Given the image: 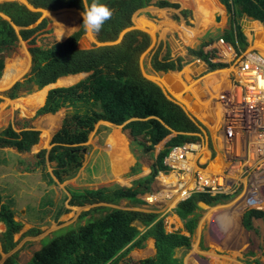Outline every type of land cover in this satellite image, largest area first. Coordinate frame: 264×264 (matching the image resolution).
Returning a JSON list of instances; mask_svg holds the SVG:
<instances>
[{"label":"trees","instance_id":"trees-1","mask_svg":"<svg viewBox=\"0 0 264 264\" xmlns=\"http://www.w3.org/2000/svg\"><path fill=\"white\" fill-rule=\"evenodd\" d=\"M184 4H187L185 0ZM31 8L16 2L0 3V53L15 45L18 39L27 45L30 66L28 73L21 81L15 82L6 92L5 97L15 99L18 92L26 94L32 88L39 90L53 83L60 77L87 74L73 85L48 90L36 115L53 114L59 109L68 108L71 112L65 115L59 128L51 135L49 149L35 154V167H42L44 162L53 164L51 176L56 182L72 177L82 162L81 148L86 142L88 133L99 121L119 126L128 131L132 143L142 152L153 149L170 133V138L161 149L147 176L133 181L129 188L112 185L97 190L72 191L69 193L70 206L97 205L81 212L78 219H85L82 225H76L65 233L52 237L31 254L24 264H124L121 260L133 249H141L146 239L152 240L154 254L136 262V264H182L174 257L177 249H187L189 239L178 233H164L161 221L151 213L134 210L111 208L120 201L139 204L137 195L142 194L157 171L163 169L162 159L167 148L191 140L186 134L198 130L185 116L181 109L167 100L159 88L145 79L139 70L138 57L148 47L149 37L138 30L129 29L131 16L145 8L150 0H99L113 12L110 20L101 31L93 34L101 45L88 49L76 48V41L81 30L74 32L62 42L54 43L47 48L34 44L35 36L45 29L47 21L40 19L39 10L58 11L75 9L83 12L92 0H25ZM222 6L228 24V30L219 36L226 42L233 43V34L244 46L243 36L238 32L237 21L241 16L258 21L264 28V0H217ZM191 5L196 6L190 0ZM158 8L176 9L177 5L160 0ZM185 17L186 11H180ZM176 19V18H175ZM16 28V30H15ZM121 35V36H120ZM120 36L117 43H114ZM208 38L201 42L196 50L189 49L188 54L204 58L200 48L214 40ZM236 39V40H237ZM153 71L166 72L178 70L179 60L175 62L167 57L157 60L155 55L150 60ZM3 68L0 55V74ZM215 67L210 66V69ZM67 78V77H66ZM59 79L58 84H61ZM65 83V82H64ZM63 83V84H64ZM3 85V76L0 87ZM141 137L143 141H138ZM38 140V132L31 129L15 132L10 126L0 130V148H13L17 153L28 152ZM120 159V156H117ZM137 163L129 169L136 172ZM221 198H209L206 195L194 194L175 207V214L183 221V228L191 234L194 219L189 217L196 208V202L205 205L215 204ZM97 214V216H93ZM13 211L8 204L1 203L0 252L8 254L13 250V236L21 225L13 219ZM249 218H260L264 224V213L248 211L241 217L245 229H250ZM133 224L142 227L139 231ZM29 230L26 234L31 233ZM264 256V232L261 244ZM1 264H16L15 253L7 256ZM255 264H259L255 262Z\"/></svg>","mask_w":264,"mask_h":264},{"label":"rangeland","instance_id":"rangeland-1","mask_svg":"<svg viewBox=\"0 0 264 264\" xmlns=\"http://www.w3.org/2000/svg\"><path fill=\"white\" fill-rule=\"evenodd\" d=\"M11 1L16 3L18 2L24 6H28L25 0H0V3L11 2ZM157 1L158 0H151L149 6H152ZM168 1H170V3L172 4H176L177 9L160 8L157 9L156 11L154 10V8H150L147 5L144 10L136 11L132 15L131 27L129 29H136L138 31L147 34L149 37L148 47L138 57V65L141 75L145 79L153 82L154 84H158L163 90L167 92L168 94L167 96L172 101L177 102L178 100L176 98H179L178 97L179 92L178 91L176 92L175 89L178 84H181L179 83L180 76H183L184 79L182 80L184 83L188 82L189 84L188 90L186 88L185 89L183 88V91L185 90L186 92H190L191 94H194L200 89L202 91L203 90L206 91L204 88L209 87V84L202 82L199 87L194 88L192 84L195 85V83L198 82L199 79L190 82L189 78H187V75H185L186 73L184 74V72L187 71L186 66H184V61H191L189 58H192L191 55L188 54L187 50L189 49L196 50L201 42H205L208 38H214L216 36H219L221 29L223 30L226 28V30H228V25L224 10L223 12L221 11V5H219L216 0H197L196 6L190 4H188L187 6L181 0H168ZM194 1L195 0H192L193 3ZM61 11H63V13L65 14L67 13L71 14L72 17L74 15V17L71 19L70 26L66 28V30L64 31V37H61L60 39L56 36V34L53 31L47 13L57 14L58 12ZM180 11L187 12L185 17H183L180 14ZM39 12H40L39 20L45 19L47 21L45 29L39 32L34 38V44L40 48H47L54 43L62 42L68 36H70L74 32H77L78 30H81V34L79 35L76 41V46L78 48L88 49L91 48L92 46L98 47L101 45H106L96 42L93 34L86 32L84 30L82 26V22H83L81 16L82 12L80 11H77L75 9H62L54 12L52 11L49 12L46 10H40ZM219 13H220V20L218 23H214L212 21L211 15L219 14ZM193 14L195 18L194 21H193ZM143 18H145L146 20H144ZM143 20L150 23L153 26V28H155L154 29L155 31L152 32L150 31L149 28L145 27L147 26V23H145L144 25L145 28H140L139 27L140 22H143ZM242 20L247 21V19L245 18ZM160 21L161 23L158 25ZM164 21L167 22L166 25L168 28L164 26L165 25ZM237 23L238 24L241 23V18L238 19ZM181 27H185V28H181ZM186 28H191V29H186ZM163 30H165V32ZM120 36H118V38L116 39V41H114V43H117ZM174 38L177 40V42L175 41V43L181 44V47L183 49L181 53H176L175 52L176 49L174 50V52L172 51ZM237 41L240 45H243L240 42V40L237 39ZM0 55L2 56V63H3V68H2L3 72L1 71V74L3 76V85L0 87V130H2L6 126H10L11 129L15 132H18L23 129H32L38 132V141L35 145L31 146L28 152L22 153L18 155V157L16 158L15 157L11 158L12 162L14 163L16 162V169H17L16 171L18 172L17 174L12 175V173H14L13 172L14 170H11L13 167H9L6 163L4 164L2 169L0 168V173L2 172L6 175V176L4 175L2 179H0L1 203L8 204L12 208L15 220L21 224L20 232L13 236V241L15 242L13 251L12 252L10 251L8 254H2L0 252V264L7 256H9L12 253H15L16 264H24L26 261L29 260L31 254L37 251L41 246L45 245L49 241V239L65 233L70 228H73L74 226L79 225L82 222V220L78 221V219L75 218V221L71 223V226L57 229V231L54 229L55 224L54 226L51 225V222L53 223L55 222V215H53V212L56 213L57 207L60 206L59 203H62L63 201L62 199L64 198L63 196L64 194L62 193L64 191L62 190L65 191H67L68 189L75 190L78 189L79 187L83 188V186L85 185L86 187H94V186H98L100 184L99 183L100 181H105V184L108 187L111 186L112 184H117L118 186L129 188L132 186L133 181L148 175L149 168L152 165L157 153L161 149H163L165 143L170 139L171 136H166L163 140H161L158 144H156L152 150L144 153L139 148H136V146L132 143V138H130L128 131L125 128H123L122 125L114 126L111 124H106L104 122L98 123L97 125H95L93 130L88 135L87 144L84 145L83 151L81 149L82 163L81 166L74 173V175L62 181L61 183H57V184L48 183L44 176L45 174H50L53 164L45 162L42 167L39 168L34 167V162L36 161L34 156L35 154H37V152H39L42 149L45 151L49 149L50 136L59 128L62 118L65 115L69 114L71 110L68 108H62L53 114H41V115L35 114L36 110L41 106L43 97L49 87L48 88L44 87L40 90H35L34 88H32V90L27 94L23 90H21V92H18V96L15 99H8L7 97H5L4 93L6 92V90L14 82L21 81L22 77L27 74L30 66V60H29V55L27 53V45L25 42L21 41L20 39L17 40V42L13 47L7 50H3L0 53ZM154 55L157 60L167 57V59H171L174 61L176 58L178 59L180 58L179 64L182 67L184 66L183 68L181 67L180 69L181 72H183V74L180 71L179 72L181 73V75L177 74L179 76V78L177 79L178 82H174V81L172 82V80H167L170 81V83H172L173 86H169L170 83L169 84L167 83L166 84L167 86L158 83V81H160L158 80L160 77L165 75L169 76L170 72H167L165 75H162V73L160 72L157 73L152 72L150 68V60ZM16 70L20 72V75L11 84L7 81V77L9 76V73L11 72L14 73ZM171 73H175V72H171ZM86 75L87 74H83V73L76 74L75 75L76 78L72 80L70 83H66V84L63 83L58 84V80H57L51 85L50 88L67 87L73 85L76 82L84 79ZM174 83H176L175 86ZM202 86L204 87L202 88ZM167 88L170 90V93ZM173 90L174 92L172 93ZM41 94H43L42 97ZM169 94H172L174 97L169 96ZM185 96L181 98L182 103H183V99L186 100ZM189 109L191 110V107H189ZM42 132H43V136L45 137L42 136ZM45 133H47V135H45ZM109 137L110 140L112 139V141L114 142L113 148L109 146L108 148L106 145ZM137 140L143 141L141 137H138ZM117 146L118 148H116ZM107 150H109V153L107 152ZM118 152L120 159L116 157V154ZM1 153L2 152L0 151V159L2 156ZM97 153H102L103 155L100 154L99 155L104 159L108 154H109L108 156H110L112 160L113 158L116 159L115 163H117L118 168H116V166H114V163H112L111 166L113 170L111 175L107 173V170L104 171L102 169V164L100 160L94 159L97 156L96 155ZM17 160L18 161L20 160L21 164H18ZM135 163H137L136 172L130 173L129 169L132 168L135 165ZM91 165H92V169L90 170L88 168ZM40 168H42L44 173H42ZM82 169L84 170L82 171ZM80 173H82V176L79 175ZM14 175L15 177L18 178L16 184L14 183L15 180ZM24 184L28 186L26 187L27 189H30L32 192H34L36 199L34 198V203L32 202L33 204H30L27 201L28 207L25 208V210L23 209L24 210L23 211L22 206L25 205V202L24 199L20 198L21 196H19L18 192L23 188H25ZM77 185L79 186L78 188H76ZM58 187L60 189H58ZM46 189L48 191H46ZM59 190H61L62 192H60ZM142 195L143 194H139L136 196V198L140 200V197ZM205 206L209 208L203 210V212L201 213L203 216L207 214L206 216L208 218L207 219L203 218L202 220L203 225H201L200 229L198 230L200 236H198L197 238H195L194 235L191 236L189 249L187 250L177 249L174 251V256L180 259L181 261L186 257L185 264H203V262L201 263L198 262L197 260L196 262L192 261V259H194L192 257L194 256L193 255L194 253H188V251L196 250L197 252L198 250L200 251L203 250L208 252L210 250L212 253L215 252L221 254L222 253L227 254L229 252V251L223 252L222 250L224 248L222 249L218 246H215L214 244L208 243L210 238L212 239V234L211 231L207 229H209L210 225L217 224V223L211 224V222L209 221H211L213 218L214 219L216 218L217 216L216 213L226 209L225 205L219 203V204H211ZM82 207L84 208V211L89 208L88 205H84ZM108 207L111 208L117 207L119 209L134 210V211H142L145 209V207H143L142 204L134 205L129 203L128 201H120L118 205L108 206ZM222 207L224 209H222ZM215 208H217V211L212 210ZM234 213H236L234 223L235 225L236 224L238 225V221L241 219L244 213L239 212V210L236 211V209ZM70 216L72 215L67 214V216L62 218L61 221L62 222L67 221ZM93 216L95 217L97 216V214ZM222 219L223 217L220 220ZM260 222L261 220L259 218L257 219L253 218V225L251 224V229L247 234L248 239L241 247V250H243V253L241 255V258L243 259L242 260L243 264L245 263L255 264L254 261L255 262L257 261L259 264H264V257L260 253L261 243L258 236L260 233L259 230L261 225ZM179 223H180V227L182 228V222L180 221ZM207 224L208 226H206ZM224 224L226 226V230H224L226 231L225 232L226 234L228 233L227 231H229V228L231 231L234 230L235 225H232V222H229L227 220L224 221ZM136 226L138 229H142L141 226L139 225ZM227 226L229 228H227ZM29 230H32V232L26 234ZM2 231L3 228L0 225V233ZM211 252H209L208 255H210ZM152 254H153V248L151 243H146L145 241L141 249L131 250L125 257V259L121 260V262H123L124 264H136V262H138L139 260L151 257ZM221 259L223 258L212 257L211 262L212 264H219L218 260Z\"/></svg>","mask_w":264,"mask_h":264},{"label":"built area","instance_id":"built-area-1","mask_svg":"<svg viewBox=\"0 0 264 264\" xmlns=\"http://www.w3.org/2000/svg\"><path fill=\"white\" fill-rule=\"evenodd\" d=\"M201 51L206 64L227 72L225 81L199 94L208 96L201 110H190L189 100L187 113L198 131L192 140L167 149L165 169L140 197L142 211L155 214L167 234L180 228L175 206L194 194L229 199L223 205L235 201L241 213L264 208V55L259 48L240 50L221 38ZM205 63L191 60V75L199 76ZM223 219L209 221L217 223L208 229L212 235L216 230L215 238L226 232Z\"/></svg>","mask_w":264,"mask_h":264},{"label":"crops","instance_id":"crops-1","mask_svg":"<svg viewBox=\"0 0 264 264\" xmlns=\"http://www.w3.org/2000/svg\"><path fill=\"white\" fill-rule=\"evenodd\" d=\"M158 1H160V0H158ZM157 1V2H158ZM186 2H187V6H188V4H190L191 5V3H190V0H185ZM150 2H151V0H150ZM150 2H149V4H148V7H150V8H154V10H156L157 11V9H160V8H158V7H156L155 5H156V2L152 5V6H149L150 5ZM167 2H169L170 3V1H168L167 0ZM196 2H197V0H196ZM18 3V2H17ZM20 4V3H19ZM28 9H30L28 6H26ZM156 7V8H155ZM145 8H143V9H140V10H144ZM177 9V8H176ZM31 10V9H30ZM40 11V10H39ZM139 11V10H138ZM221 11L223 12V8L221 7ZM50 12V11H49ZM197 12V11H196ZM193 13V12H192ZM214 15H218V17H219V20H220V13L219 14H213V15H211V17H212V21H213V16ZM0 17H2V18H4L2 15H0ZM132 17V16H131ZM144 20H146L145 18H143ZM194 14H193V21H194ZM143 20V21H144ZM219 20H218V22H219ZM162 21V20H161ZM161 21L159 22V24L161 23ZM210 21V20H209ZM227 21V20H226ZM130 22H131V19H130ZM145 23H147V28H149L150 29V27H153L150 23H148V22H146V21H144ZM217 22V23H218ZM228 25V24H227ZM237 26L239 27V29H242L243 30V28H241V26H240V24H238L237 23ZM131 27V26H130ZM15 30H16V28H15ZM136 30V29H135ZM226 30V28L225 29H221L220 31V34L223 32V31H225ZM244 31V30H243ZM239 33L243 36V40H244V45H246V43L248 42V41H250L251 40V45H254V41L256 40V38H255V36L252 34V33H250V34H248L247 33V35H246V33H244V34H242L241 33V31H239ZM219 34V35H220ZM147 35V34H146ZM148 36V35H147ZM233 43L234 44H238V41L236 40L237 38L235 37V35L233 34ZM173 41H176L177 42V40H175V39H173ZM229 43V42H228ZM233 43H232V45H233ZM176 43L174 42L173 43V48H175L176 49V45H175ZM229 44H231V43H229ZM257 45V44H256ZM255 45V46H256ZM247 46V45H246ZM26 61V60H25ZM27 64H28V62H27ZM186 69H187V67H186ZM4 70V69H3ZM181 71V70H180ZM3 72V71H2ZM185 73H187V74H185ZM177 74H179V73H177ZM182 74H183V72H182ZM184 74L185 75H187V78H188V75L189 74H191V73H189V71L187 70V71H185L184 72ZM227 74V73H226ZM214 75V74H213ZM213 75H212V78H213ZM1 76H2V74H1ZM1 76H0V78H1ZM225 76L226 75H224L223 77L221 76V78L219 79V81L220 82H224V78H225ZM186 77V76H185ZM203 77H205V76H202L201 78H203ZM208 77L209 76H207V78L206 79H208ZM190 78H192L191 76H190ZM200 78V79H201ZM182 79H184L183 78V76H181L180 78H179V80L181 81V86H183L185 83L183 82V80ZM195 80H197V79H195ZM213 81H215V80H212L211 81V83L213 82ZM203 82L204 83H207V82H205V80H204V78H203ZM183 83V84H182ZM187 85H188V83H186ZM208 84H210V81L208 82ZM12 86V85H11ZM10 86V87H11ZM192 86L194 87V85L192 84ZM9 87V88H10ZM184 87V86H183ZM8 88V89H9ZM7 89V90H8ZM6 90V91H7ZM202 91V90H201ZM39 92V91H38ZM5 94V93H4ZM184 97V96H183ZM195 98V97H194ZM195 101V100H194ZM204 102V101H203ZM184 103V102H183ZM101 122H103V121H99V122H97V123H95L94 125H93V128L95 127V125H97L98 123H101ZM104 123H106V124H109V123H107V122H104ZM112 125V124H111ZM214 126V124H212L211 125V127H213ZM93 128H92V130H93ZM23 130H25V129H23ZM32 130V129H31ZM91 130V131H92ZM34 131V130H33ZM90 131V132H91ZM90 132L88 133V135L90 134ZM88 135H87V139H86V142L82 145V151H83V147H84V145H86L87 144V140H88ZM42 136H43V132H42ZM43 137H45V136H43ZM38 141V140H37ZM106 145H107V147L109 146V147H111V148H113L114 147V142L112 141V139L110 140V137L108 138V140H107V143H106ZM108 147V148H109ZM116 148H118V146L116 147ZM115 149V148H114ZM117 150V149H116ZM120 150V149H119ZM0 151L2 152L1 154H2V156H1V159H0V168L2 169V167L4 166V164L6 163L9 167H13L11 170H14L13 172L14 173H12V175L13 174H17L18 172L16 171L17 169H16V162L14 163V162H12L11 161V158L12 157H18V155H20V154H22V153H17L13 148H0ZM82 151H81V154H82ZM107 152L109 153V150H107ZM103 155L102 153H97L96 155V157L94 158V159H98V160H100V162H101V164H102V169L105 171V170H107V173H109L110 175L112 174V163H114V166H116V168H118V166H117V163H115V158H113V160L110 158V156H108V155H106V157H105V159L104 158H102L100 155ZM118 154H119V152L116 154V157L118 156ZM20 158V157H19ZM46 162V161H45ZM44 162V163H45ZM17 163L18 164H21V161L19 160H17ZM48 163V162H47ZM82 163V162H81ZM128 163H129V161H128ZM81 166V165H80ZM35 167V166H34ZM37 168H39V167H37ZM122 168V167H121ZM41 169V171H42V173H44V171L42 170V168H40ZM88 169H92V165L91 166H89V168ZM84 169H82V171H83ZM4 173H0V179H2L3 177H4ZM79 175H81L82 176V173H80ZM6 176V175H5ZM45 178H46V181L48 182V183H58V182H56V180L51 176V173L50 174H45V176H44ZM14 178H15V180H14V183L16 184L17 183V180H18V178L17 177H15V175H14ZM100 184L98 185V186H94V187H86V185L85 186H83V188L82 187H79L78 185H77V187L76 188H78V189H75V190H71V189H68L67 191H65V190H62V191H64V192H62L61 190H59L60 192H62L64 195V198L61 200L62 201V203H59V207H57V209H56V213H54L53 212V215H55V222L53 223V222H51V225H53L54 226V224H55V227H54V229L57 231V229H61V228H65V227H68V226H71V223L73 222V221H75V218L76 219H78V216L80 215V213H81V211L82 212H84V208L82 207H76V206H70L69 204H68V201H69V199H70V196H69V193L70 192H72V191H83V190H97V189H101V188H106V187H108L106 184H105V181H100L99 182ZM56 184H55V186H56ZM23 185V184H22ZM25 185V184H24ZM112 185H117V184H112ZM111 185V186H112ZM118 186V185H117ZM26 187H28L27 185H25V188H23L22 190H20L18 193H19V196H21L20 198L21 199H24V202H25V207L24 206H22V210L24 209L25 210V208H27L28 207V204H27V201H28V203H30V204H33L34 203V198L36 199V197H35V194H34V192H32L30 189H27ZM110 187V186H109ZM119 187H121V186H119ZM58 189H60L59 187H58ZM46 191H48L47 189H46ZM46 191H44V192H46ZM38 197V196H37ZM56 197V196H55ZM56 199V198H55ZM224 201H226V200H224ZM33 202V203H32ZM35 202H36V200H35ZM232 202H235V201H232ZM232 202H229L228 204H226V206L225 207H227L226 209H224L221 213L223 214V215H221L220 217H218L219 219L218 220H220L222 217H226V221H227V219H228V221L230 222H232V224L234 223L233 222V219L236 217V213H234V210L229 206V208H228V206L227 205H229L230 203H232ZM219 203H222V201H219V202H217V203H215V204H219ZM100 205H103V204H97V205H92V206H89V208L88 209H90V208H92V207H95V206H100ZM9 206V205H8ZM30 207V206H29ZM9 208H10V210H12V208L9 206ZM117 208V207H116ZM209 207H206L205 205H203L201 202H196V208H195V210H194V212H193V214L192 215H190L189 217L191 218H193L194 220V227H193V230H192V232H191V234H188L185 230H184V228H183V221L182 220H180L178 217H177V215L175 214V212H174V215H175V218H176V220L177 221H181L182 222V228L180 227L179 228V226H178V231H176V232H173V233H178V234H180V235H183V236H185V237H188V239H189V244H190V238H191V236L192 235H194L195 236V238H197L198 236H200L199 235V233H198V230L200 229V226L201 225H203L202 223V220H203V218L204 219H207L208 217L205 215V216H203L202 215V213L201 212H203V210H205V209H208ZM223 208V207H222ZM233 208H235V207H233ZM75 209V210H74ZM87 209V210H88ZM216 209V208H215ZM23 210V211H24ZM87 210H85V211H87ZM174 210H175V208H174ZM212 210H214V209H212ZM13 211V210H12ZM22 211V212H23ZM207 212V211H206ZM210 212V211H209ZM24 213V212H23ZM200 213V214H199ZM14 214V213H13ZM67 214H71L72 216H70L69 218H68V220L67 221H65V222H62L61 221V219L62 218H64V217H66L67 216ZM199 216H198V215ZM89 216H86V217H84V219H81L82 220V222L79 224V225H82L83 223H84V221H85V219H87ZM49 218V217H48ZM238 218V217H237ZM13 219L15 220V217H14V215H13ZM255 219V218H254ZM16 221V220H15ZM78 221H80L79 219H78ZM220 221H222V220H220ZM17 222V221H16ZM58 223V224H57ZM249 223H250V226H251V224L253 225V218H249ZM260 228H259V230H260V233H259V239H260V243L262 244V237H263V232H264V225H263V223H262V221L260 222ZM1 225V224H0ZM21 225V224H20ZM238 225H239V227H238ZM238 225L236 224V227H235V229L236 230H230V228L227 226V228H229V231H227L228 233L226 234H224V233H218V234H220V235H223L222 236V238H214L213 236H212V239L210 238V240L208 241V243L209 244H214L215 246H218V247H220V248H224L222 251L223 252H226V251H229L227 254H225V253H215V252H211L210 250L208 251V252H206V251H200V250H198L197 252H196V250L195 251H188V253H194L193 255L194 256H192L194 259H192V261H194V262H196V260L198 261V262H203V264H212V262H211V259H212V257L213 258H223V259H221V260H218L219 261V264H243V262H242V258H241V255H242V253H243V250H241V247L244 245V243L246 242V240L248 239V236H247V234H248V232H249V230L251 229H245L244 227H243V225H242V221H241V219L238 221ZM2 226V225H1ZM206 226H208V224L206 225ZM2 228H3V226H2ZM209 228H211V227H209ZM207 229V228H206ZM21 230V229H20ZM140 231L142 230V229H139ZM208 230V229H207ZM215 230V229H214ZM20 232V231H19ZM254 233V232H253ZM250 238H251V236H250ZM146 241V243H151V245H152V240L150 239V238H148V239H146L145 240ZM144 241V242H145ZM217 241H220V242H217ZM218 243V244H217ZM261 244H260V253L262 254V250H261ZM149 245V244H148ZM153 248V247H152ZM187 249H189V246H188V248ZM187 249H183V250H187ZM192 250H193V248H192ZM209 252H211V254L210 255H208V253ZM187 253V254H188ZM153 254H154V250H153ZM153 254H152V256H153ZM211 255H212V257H211ZM151 256V257H152ZM263 256V255H262ZM175 257V256H174ZM264 257V256H263ZM177 258V257H176ZM211 258V259H210ZM185 259H186V257L181 261V263L182 264H185ZM204 259H206V260H204ZM257 262V261H256ZM254 263H255V261H254ZM246 264V263H245Z\"/></svg>","mask_w":264,"mask_h":264},{"label":"clouds","instance_id":"clouds-1","mask_svg":"<svg viewBox=\"0 0 264 264\" xmlns=\"http://www.w3.org/2000/svg\"><path fill=\"white\" fill-rule=\"evenodd\" d=\"M217 1V0H216ZM219 4V3H218ZM222 7V6H221ZM225 13V12H224ZM112 15H113V12H112V10L107 6V5H105V4H103V3H100L99 2V0H92V2H91V4L90 5H87L85 8H84V10H83V12L81 13V16H82V26H83V28H84V30L86 31V32H89V33H93V34H97V33H99L100 31H101V29H102V27H103V25L108 21V20H110L111 19V17H112ZM242 17V16H241ZM240 17V18H241ZM245 17V16H244ZM239 18V19H240ZM245 19H247V21H244L245 23H252V19L250 20V18H247V17H245ZM227 20V19H226ZM260 26L263 28V26L260 24ZM242 28V27H241ZM264 29V28H263ZM238 31H240L239 30V27H238ZM244 33H245V31H244ZM64 34L63 33H61L60 34V39H61V37L63 36ZM217 38H221L222 40H224L222 37H215V39L214 40H212L211 42H213V41H215ZM175 39V38H174ZM176 40V39H175ZM225 41V40H224ZM211 42H209V43H211ZM226 42V41H225ZM251 40L250 41H248L247 43H246V45H244L243 47H240L238 44H234L233 43V46H236L238 49H240V50H244L245 48H250V47H256L255 46V43H254V45H251ZM209 43H207V44H209ZM226 43H228V42H226ZM207 44H205V45H207ZM204 45V46H205ZM232 45V44H231ZM204 46H202L201 48H200V50L204 47ZM257 48V47H256ZM188 51V50H187ZM201 53H202V51H201ZM202 55H203V57H204V54L202 53ZM192 58H189L190 60H199L200 62L202 61V62H204L205 63V57L204 58H198V57H194V56H191ZM168 60H171V59H168ZM176 60H179V62H180V58L178 59V58H176L174 61L173 60H171V61H173V62H175ZM190 63V61H184V66H186L187 67V70L189 71V73L190 72H193L192 71V66H189L188 64ZM183 66V67H184ZM210 66H212V67H215V68H213V69H210ZM181 65H180V68L178 69V70H169V71H166V72H160V73H162V75H165L167 72H170V74H177V73H179L180 74V69H181ZM182 67V68H183ZM218 67H220L219 65L218 66H214V65H210V64H202V67H201V70H200V73H199V76H193V75H191V74H189L188 75V78H189V81L190 82H192V81H194L195 79H199V81L198 82H196L195 83V85H194V88H197V87H199L200 85H201V83L203 82V78H205L207 75H213V73L214 72H217V71H222V70H220V69H218ZM151 68V67H150ZM152 70V69H151ZM180 71V72H179ZM152 72H154V73H157V71H153L152 70ZM171 72H175V73H171ZM28 73V72H27ZM80 74V73H79ZM84 74V73H83ZM187 74V73H186ZM161 75V76H162ZM72 76V75H71ZM190 76L192 77V78H190ZM202 76H205V77H203V78H201ZM66 77V76H65ZM23 78V77H22ZM60 78H62V77H60ZM161 78V77H160ZM201 78V79H200ZM59 79V78H58ZM57 80V79H56ZM55 80V81H56ZM202 80V81H201ZM54 81V82H55ZM149 81V80H148ZM224 81H225V78H224ZM53 82V83H54ZM151 82V81H150ZM217 82H220L219 81V79H217V80H215L214 82H212L211 84H209V87H205L204 89L207 91V90H212L213 89V85L214 84H217ZM15 83V82H14ZM13 83V84H14ZM53 83H51V85L53 84ZM153 83V82H152ZM186 83H188V82H185V84L183 85L184 86V89L185 88H188V85L186 84ZM12 84V85H13ZM154 84V83H153ZM49 85V84H48ZM158 88H159V90L161 91V93L164 95V97L167 99V100H169L170 102H172V103H174L175 105H177L180 109H181V111L185 114V116L194 124V126L196 127V125H195V123H194V121L191 119V117L188 115V113H187V106H188V102H189V100H192V102L194 101V100H197V104H198V100H201V102H202V99H205V101H206V99L208 98V96L207 97H205L204 95H199V94H201V93H204L205 91L203 90V91H201V89L199 90V91H197V92H195L194 94H191L190 92H185V90L184 91H182L181 90V92L179 93V98H176L178 101L177 102H175V101H172L167 95V92L165 91V90H163L158 84H155ZM47 86V85H46ZM169 86H173V84L172 83H170V85ZM45 87V86H44ZM44 87H42V88H44ZM191 87V86H190ZM204 86H202V88H203ZM41 88V89H42ZM50 89H52V88H50ZM49 88H48V90H50ZM40 90V89H39ZM47 90V91H48ZM46 91V92H47ZM170 93V92H169ZM46 94V93H45ZM185 95H187V96H189V99H187L186 100V102H184V103H182V100L180 99V98H182L183 96H185ZM194 95L196 96L195 98H194ZM169 96H172L171 94H169ZM45 97V96H44ZM174 97V96H173ZM196 98H198V99H196ZM44 100V99H43ZM43 103V102H42ZM186 104V105H185ZM42 105V104H41ZM115 126V125H114ZM119 126H121V125H119ZM192 134H194V133H190V134H186V135H188V136H191L192 137ZM175 134L174 133H170L169 135H167V136H171L170 138H172L173 136H174ZM51 137V136H50ZM164 139V138H163ZM162 139V140H163ZM192 139H193V137H192ZM191 139V140H192ZM188 141V140H187ZM184 142H186V141H184ZM181 143H183V142H181ZM181 143H179V144H181ZM179 144H176V145H179ZM50 146V145H49ZM173 146V145H172ZM169 148V147H168ZM167 148V149H168ZM43 150V149H42ZM167 152V151H166ZM166 154V153H165ZM165 157V156H164ZM163 157V158H164ZM163 160V159H162ZM162 163V162H161ZM163 166V165H162ZM165 169V167L163 166V169H161V170H164ZM161 170H159V171H161ZM158 172V171H157ZM156 172V173H157ZM156 175V174H155ZM154 175V176H155ZM154 176H153V178H154ZM153 178H152V180H153ZM152 180L150 181V183H149V185L151 184V182H152ZM149 185L147 186V189L142 193V194H144V193H146L147 192V190H148V188H149ZM138 199V198H137ZM189 199V198H188ZM224 200H229V199H223V198H221L220 199V201H224ZM138 201H139V204H142V202L138 199ZM186 201V200H185ZM184 202V201H183ZM225 202V201H224ZM229 202H231V201H229ZM180 203H182V202H180ZM139 204H137V205H139ZM179 204V203H178ZM177 204V205H178ZM223 204V203H222ZM226 204H228V203H226ZM264 204V203H263ZM176 205V206H177ZM88 206H92V205H88ZM175 206V207H176ZM226 206V205H225ZM117 209H119V208H117ZM236 209V208H235ZM235 209H233L234 210V212H235ZM125 210V209H124ZM263 210H264V208H263ZM263 210L261 211V210H259L258 212H262V213H264L263 212ZM237 211V210H236ZM250 211H255V210H250ZM140 212H144V211H140ZM175 211H174V209H173V213H174ZM248 212V211H247ZM144 213H148V212H144ZM242 213H246V212H242ZM151 214H153V213H151ZM155 215V214H154ZM156 216V215H155ZM257 219V218H256ZM260 219V218H259ZM261 220V219H260ZM262 221V220H261ZM263 223V222H262ZM264 225V224H263ZM142 228V227H141ZM165 233V232H164Z\"/></svg>","mask_w":264,"mask_h":264},{"label":"bare ground","instance_id":"bare-ground-1","mask_svg":"<svg viewBox=\"0 0 264 264\" xmlns=\"http://www.w3.org/2000/svg\"><path fill=\"white\" fill-rule=\"evenodd\" d=\"M48 14V17H49V19H50V22H51V26H52V28H53V31H54V33L56 34V36L58 37V38H60V34L61 33H63L64 34V31L66 30V28H68L69 26H70V22H71V19L74 17V15H73V17H72V15L71 14H65V13H63V11H61V12H58L57 14H55V13H47ZM161 17H162V15H161ZM134 18V17H133ZM75 19V18H74ZM163 19H164V17H163ZM199 20V19H198ZM165 22V21H164ZM163 22V23H164ZM169 22V21H168ZM201 22V21H200ZM167 22H165V27L166 28H168L167 27ZM144 25H145V22L143 21V22H140V25H139V27L140 28H145L144 27ZM158 25H159V23H158ZM157 25V26H158ZM181 28H185V27H181ZM242 28H243V30L245 31V33H246V35H247V33L248 34H250V33H252L254 36H255V38H256V40L254 41V43H255V45H256V47H259L260 48V50H261V53L264 55V29L259 25V24H257V23H254V22H252V23H242ZM155 28H153V27H150V31H152V32H154L155 30H154ZM186 29H191V28H186ZM164 32H165V30H163ZM67 34H68V32H67ZM62 37H64V35L62 36ZM175 42V41H174ZM173 42V43H174ZM174 50H175V48H173V46H172V51L174 52ZM182 47H181V44H177L176 43V50H175V52L176 53H181L182 52ZM185 69V68H184ZM23 72V71H22ZM182 73V72H181ZM181 73L180 74H178V75H181ZM225 73H227L226 71H217V72H214L213 74V78H212V75H207V76H209L208 77V79H206L207 78V76L204 78V80H205V82H209L210 81V84H211V81L212 80H217V79H220L221 78V76L223 77L224 75H226ZM224 74V75H223ZM20 75V72H18V70H16L14 73L13 72H11V73H9V76L7 77V81L9 82V83H11L12 84V82L18 77ZM177 74H169V76L168 75H165V76H162L161 78H159L158 80H160V81H158V83L159 84H161V85H165V86H167L166 84L168 83H170V81H167V80H172V82L174 81V82H178V78H179V76H178ZM181 77V76H180ZM226 77V76H225ZM76 78V76L74 75V76H68L67 78L65 77V79H63V80H61L60 82H61V84L62 83H64V84H66V83H70L72 80H74ZM80 78V77H79ZM59 79H61V78H59ZM59 79H57V80H59ZM56 80V81H57ZM208 82L206 83V84H208ZM214 82V81H213ZM155 83H156V81H155ZM179 83H181V81L179 80ZM175 84L176 83H174V86H175ZM49 87V86H48ZM48 87H45V88H48ZM50 87H51V85H50ZM183 86H181V84H178L177 86H176V92L178 91L179 93L181 92V90L183 91ZM192 88V87H191ZM168 89V88H167ZM187 90H188V88H186ZM168 91L170 92V90L168 89ZM189 91H190V88H189ZM174 92V90L172 91V93ZM186 92V91H185ZM42 95L43 94H41V97H42ZM172 95V94H171ZM45 96V95H44ZM173 96V95H172ZM176 96V95H175ZM215 96H216V94H215ZM179 97V96H178ZM186 97V100L187 99H189V96H185ZM194 97H195V95H194ZM43 99H44V97H43ZM181 99V98H180ZM182 100V99H181ZM186 100L185 99H183V102H186ZM202 101H205V99H202ZM42 102H43V100H42ZM42 102H41V104H42ZM206 104H207V102H200V103H198L197 104V100H195V101H193V102H191L190 103V105H189V107H191V109H195V111H199V110H201L202 109V106H206ZM33 107V106H32ZM45 135H47V133H45ZM129 186V185H128ZM263 188H264V185H263ZM228 206V208H229V206L232 208V209H234L233 207H235V206H237L236 205V202H232V203H230L229 205H227ZM225 208H227V207H225ZM236 208V207H235ZM222 209H224V208H222ZM214 211H217V208L216 209H214ZM223 211V210H222ZM221 211V212H222ZM216 213L217 214V216L218 217H220L221 215H223L222 213ZM225 217V216H224ZM223 217V218H224ZM219 219V218H218ZM225 219H226V217H225ZM228 220V219H227ZM222 221H223V219H222ZM235 221V218L233 219V222ZM231 222V221H230ZM232 225H235V223H233ZM210 227L212 228V227H214V225H210ZM235 227H236V225L234 226V230H236L235 229ZM213 232H214V234L212 235L213 237H216V230H212ZM220 233H224L223 231H220ZM217 242H220V241H217ZM218 244V243H217Z\"/></svg>","mask_w":264,"mask_h":264},{"label":"water","instance_id":"water-1","mask_svg":"<svg viewBox=\"0 0 264 264\" xmlns=\"http://www.w3.org/2000/svg\"><path fill=\"white\" fill-rule=\"evenodd\" d=\"M244 18H245L244 16L241 17V23H245V22L242 20V19H244ZM218 20H219L218 15H214V16H213V22H214V23H217ZM250 20H251V19H250ZM252 22L257 23V24L260 25V23H259L258 21H256V20H252ZM241 23H240V26L242 25ZM239 30L241 31L242 34H244V31H243L242 29H239ZM76 48H78V47L76 46ZM78 49H80V48H78ZM50 85H51V84H49V85H47V86H45V87H48V86H49V89H50ZM133 225L136 226V225H138V224H133ZM139 226H140V225H139ZM136 229L139 230V229L137 228V226H136ZM139 231H140V230H139ZM18 233H19V232H18ZM12 251H13V250H12ZM12 251H11V252H12Z\"/></svg>","mask_w":264,"mask_h":264}]
</instances>
